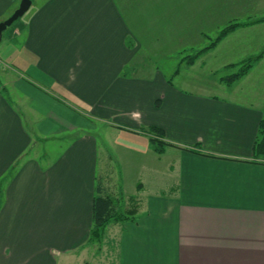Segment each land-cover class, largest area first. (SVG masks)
<instances>
[{"label":"crops","instance_id":"crops-1","mask_svg":"<svg viewBox=\"0 0 264 264\" xmlns=\"http://www.w3.org/2000/svg\"><path fill=\"white\" fill-rule=\"evenodd\" d=\"M22 1L0 0V23ZM125 2L123 14L117 0H32L16 41L2 35L0 264H90L100 178L138 209L135 221L106 227L111 258L95 264H264V158L254 154L264 55L232 86L182 80L177 67L165 75L170 40L178 66L193 49L198 8L210 5ZM151 127L170 144L162 154ZM153 170L164 179L155 192L145 181Z\"/></svg>","mask_w":264,"mask_h":264},{"label":"rangeland","instance_id":"rangeland-1","mask_svg":"<svg viewBox=\"0 0 264 264\" xmlns=\"http://www.w3.org/2000/svg\"><path fill=\"white\" fill-rule=\"evenodd\" d=\"M120 8L123 11V14H125V6L126 0H117ZM201 1H206L207 4H209V8H198L197 14H196V21H195V31L194 34L191 33L192 36H195V39H191L193 44V49L186 51L179 62L178 66L176 65V61L178 59L173 58L176 57V52L174 49L178 48L179 43H176V40H170V47L172 48L171 53L167 58H170L168 62L163 63L162 70L164 71L165 75L170 73L172 71L173 67L176 71L174 74L180 75L181 79L183 80H191L193 82H198L201 84H206L208 86H211L212 88H217L218 86H232L236 82H234L231 85H227L224 82V79L226 78H233L235 77V74H237L240 70V67L243 66V64L246 65L245 62H249L250 59H253V57L245 58L248 54V52H257L258 50L264 51V41L259 40L257 38L258 34L254 33V30L257 29L260 25L264 23V8H256L247 6L248 3L241 2L244 5V8H237L238 3L240 0H197V4H199ZM251 1V0H246ZM249 4H253L249 2ZM128 11V10H127ZM128 13V12H126ZM210 14V15H209ZM23 17L19 18L17 21H15L12 26H10L6 31L3 32L7 35V37H10L11 41H16L12 37L11 33L17 26L24 25ZM169 27L172 28L170 34L171 38L174 37L176 32H174V29H176V23L179 22L177 19L171 20ZM182 21H188V19L185 18V20ZM244 22V23H243ZM259 23V24H258ZM178 24V23H177ZM234 24H243L235 27L233 31H231L229 34L224 36L223 38L219 39V36L221 35L222 31L226 28H228L231 25ZM193 25V24H192ZM259 25V26H258ZM189 28V27H188ZM186 28V31H182L180 33V39L182 42L180 43V48H186V46L183 44V37L185 33H188L190 29ZM18 38V37H16ZM2 40V39H1ZM0 40V42H1ZM177 40V42H178ZM243 44L244 47L242 49L241 46L236 48V44ZM176 44V45H175ZM234 48L235 51L232 53H227V50ZM237 50H239L237 52ZM201 53L198 55V52ZM236 53V54H235ZM227 55H235L237 57L236 59H239L236 63H230L229 58ZM246 55V56H245ZM256 61L255 63L261 60V57ZM190 56H198L196 60L192 64L187 63L186 57ZM230 57V56H229ZM256 58V57H255ZM3 59H6V55H4ZM0 59V64H1ZM254 63V64H255ZM2 65V64H1ZM252 69V68H251ZM250 69V70H251ZM249 70V71H250ZM248 71V72H249ZM172 75V74H171ZM197 83V84H198ZM199 85V84H198ZM201 86V85H200ZM118 164V163H117ZM116 164V165H117ZM116 165H113L112 167L116 171L115 174H118V177L122 174V171L117 172ZM119 165V164H118ZM120 174V175H119ZM158 171L153 170L149 171L147 174L146 172V185L147 188L150 189V191L155 192L158 189H160L158 186V183L161 181H164L163 178L158 177ZM111 225V224H110ZM113 240L111 236L106 237V242L104 240L102 243L95 242L93 244L89 245V250L92 252H87L85 255L86 262H89L90 264H95L94 258L98 256L97 260L98 262L102 263H109V259L111 258L109 255L110 250V242ZM107 244V246H106ZM109 245V246H108ZM105 251H108V254H106ZM101 254V255H100Z\"/></svg>","mask_w":264,"mask_h":264},{"label":"trees","instance_id":"trees-1","mask_svg":"<svg viewBox=\"0 0 264 264\" xmlns=\"http://www.w3.org/2000/svg\"><path fill=\"white\" fill-rule=\"evenodd\" d=\"M239 25L243 24H234L224 29L219 36V39L229 34L235 29V27ZM200 53L201 51L198 52V55ZM260 56L250 59L249 62H245L246 65L243 64V66L240 67V70L237 74H235V77L226 78L224 79V82L227 85H231L241 79L254 66V61L258 60ZM197 57L198 56L186 57L188 58L187 63L192 64ZM146 132L150 134V144L152 149L157 154H162L166 147L170 145L169 143L162 140V137H164V131L162 129L151 127L146 130ZM254 154L258 157L264 158V117L260 121L259 135L255 144ZM139 188H141V185ZM123 198V193H121L119 196H112L106 185L103 183V178L98 179V184L96 186V196L94 197L92 207L93 228L91 230L87 245L93 244L95 242L102 243L105 229L108 225L135 221L138 209L137 199L135 197L128 198L129 201L126 207L125 203H123Z\"/></svg>","mask_w":264,"mask_h":264},{"label":"water","instance_id":"water-1","mask_svg":"<svg viewBox=\"0 0 264 264\" xmlns=\"http://www.w3.org/2000/svg\"><path fill=\"white\" fill-rule=\"evenodd\" d=\"M32 5V0H23L19 9L4 22L0 23V40L2 38L3 32L6 31L12 24L17 21L19 18L23 17L30 9Z\"/></svg>","mask_w":264,"mask_h":264}]
</instances>
